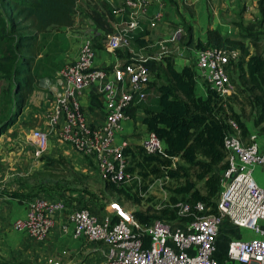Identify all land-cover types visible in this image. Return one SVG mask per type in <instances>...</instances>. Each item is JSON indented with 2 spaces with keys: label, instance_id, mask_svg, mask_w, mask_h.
<instances>
[{
  "label": "built area",
  "instance_id": "2783aa9c",
  "mask_svg": "<svg viewBox=\"0 0 264 264\" xmlns=\"http://www.w3.org/2000/svg\"><path fill=\"white\" fill-rule=\"evenodd\" d=\"M122 7L113 10L123 14L121 28H116L102 41L99 31L92 25V31L81 37L78 55L59 68L57 75L62 83L61 92L52 96L46 122L58 141L69 144L77 153L88 159L104 179L120 184L127 180V164L124 148L127 143L115 144V132L123 120L129 118L128 109L138 106L146 97V87L151 72L145 64L147 59L132 58L104 67L93 65L97 43L100 49L116 51L126 43V35L140 30L141 14L153 3L158 9L149 19V25L163 22L161 0H121ZM152 27H150L152 29ZM180 28L164 36L159 43L161 53H171L168 44L179 41ZM175 50V47L174 49ZM239 51L216 47L195 50L192 61L198 76L210 88L221 95L233 93L228 71L236 63ZM198 70V72H197ZM101 84L103 96V119L100 123L87 120L79 93L94 84ZM49 132L39 128L30 129L26 144L31 155L38 158L44 151ZM146 153L154 154L163 150L162 141L153 133L145 131L140 142ZM228 151V167L221 174V190L218 195L216 212L195 215L181 223L165 219H154L143 226L134 220L131 213L118 202L107 203L108 214L98 219L89 209L86 195L66 199L64 194L38 193L24 199L25 215L15 219L14 230L42 240L58 225L62 233L83 238L86 243H104V258L97 264H218L212 257L218 225L226 217L236 227L246 228L259 237L232 239L226 248L229 259L241 264H264V188L251 175L249 166L264 167V150L258 147L254 134L241 139L237 133L225 138ZM238 162V166L237 163ZM235 174L231 176L232 173ZM76 197L80 199H76ZM181 212L187 206L180 205ZM198 210H205L203 204ZM135 231L149 235L150 243L143 247ZM46 264H59L52 257H46Z\"/></svg>",
  "mask_w": 264,
  "mask_h": 264
},
{
  "label": "trees",
  "instance_id": "16d2710c",
  "mask_svg": "<svg viewBox=\"0 0 264 264\" xmlns=\"http://www.w3.org/2000/svg\"><path fill=\"white\" fill-rule=\"evenodd\" d=\"M79 3L80 0H0V75L11 84V105L9 112L0 119V134L15 121L37 81L32 67L40 52L37 41L42 34L49 29L71 26L80 11L100 32V40L114 31L113 12L106 0H86L84 10H79ZM240 29L241 36L249 39L248 44L225 37L212 28L207 29L205 41L196 43L198 49L239 50L238 60L228 71L234 86L229 95L217 93L206 82L205 97L196 95L198 75L195 69L191 65L176 69L174 57L169 54L162 53L146 60L152 75L147 85L154 87L158 96L157 108H144L142 123L145 131L153 132L162 141L163 150L150 154L140 144H128L123 152L127 160L124 171L129 178L118 185L103 178L115 201L139 224L146 226L154 219L181 223L195 215L216 212L221 174L228 167L225 138L232 133L246 138L248 119L264 133V46L259 43L264 30H254L252 25ZM187 31L191 33L192 27L188 26ZM134 42L148 47L143 38H135ZM96 47L101 48L102 44L97 43ZM118 55L125 59V55ZM132 58L135 57L130 60ZM239 61L242 66L234 73ZM137 107L128 109L129 117L134 116ZM246 107L249 115L245 113ZM38 160L43 162L45 171L63 164L74 177L81 175L63 157L41 154ZM155 180L161 181L165 198L145 197L149 184ZM70 192L65 188L50 189L48 195ZM38 193L42 192L33 196ZM65 198L73 199L70 194ZM145 204L148 205L140 207ZM181 204L187 206V211L181 212ZM198 204H203L205 210H198ZM135 234L143 247L149 245L148 234L139 231Z\"/></svg>",
  "mask_w": 264,
  "mask_h": 264
},
{
  "label": "crops",
  "instance_id": "0c3cea01",
  "mask_svg": "<svg viewBox=\"0 0 264 264\" xmlns=\"http://www.w3.org/2000/svg\"><path fill=\"white\" fill-rule=\"evenodd\" d=\"M169 1L170 0H161L162 4L165 6H167ZM170 2L174 4L175 1ZM108 3L112 5L111 1ZM188 4H191V0H188ZM151 6L152 5H149L146 9V13H144L146 18L149 17L147 21H149L153 14L151 11L154 7ZM145 16L140 24V29L141 25H148V22L145 21ZM183 16H185V18L187 17L186 20L192 25L195 36H198L201 41H205L208 27L217 28L216 22L212 21L209 26L206 17L204 18L202 15L194 17L193 20L189 18L187 13L183 12ZM116 17L117 22L115 26L117 25V28L123 27L124 25L122 22L125 16L123 14H117ZM57 30L59 31L57 32L58 34H63L66 38L69 49L67 48L65 53H62L61 51V54H54L55 59L58 60L57 63H52L54 64V67L50 66L48 60L45 69L39 74L40 76L33 85V89L27 94L24 106L16 116L15 121L0 134V165H4L0 172V183L14 177V174L22 175L24 172H32L33 170H36L38 164L41 163L38 158L31 155L30 149L26 144V136L30 130L28 129L30 124H33L32 129L39 128L48 131L49 138H52L53 140L54 138L55 140L57 139L54 133H52L50 125L46 122V116L50 110L52 96L61 92L62 89V83L59 81L57 69L63 66L66 62L72 61L77 57L81 37L92 31V25L89 23L87 16L80 11L75 15L74 22L71 26L59 27ZM220 32L223 34L222 31ZM234 32L235 31H233V33ZM57 33L53 34V36H58ZM59 41L61 40L58 39L57 42H53L50 39L51 45L52 43L54 44V47L51 46L50 49L55 50L57 48L56 51H58V45L61 43ZM97 51L98 53H95V58L93 60V65L96 67H104L116 62H125V59L117 56L114 51L103 50L100 48ZM49 55L50 54H48V56ZM39 56H42L41 53H39L38 57ZM57 66L59 67L55 70ZM34 70L35 67H32L33 72ZM202 85L204 86V84ZM202 85L195 83V93L196 95L205 97L206 89L205 86L203 87ZM100 91L101 84L98 83L83 89L78 95L87 120L91 123H100L103 119V96ZM157 96L156 89L147 85L146 97L134 111V116L129 117L120 123L116 130L117 143L114 140L115 144H140L143 137L142 134L134 133L136 138H132L130 141L125 136H122L120 132L125 129L128 131H134L136 125L140 123L143 125V131H145V126L142 123L144 108H157L154 104L155 100L157 102ZM247 126L249 134L255 135L258 147L261 150H264V133L253 125L252 120L247 122ZM55 142L50 141L49 145L46 144L42 154L53 158L63 157L76 173L88 176L89 178L90 176L93 178L95 177V174L92 175L93 172H98L88 159L77 153L67 143L61 141ZM236 164L237 166L239 165L238 162ZM248 168L250 169L251 175L256 183L264 188V167L254 165L249 166ZM234 174L235 172L232 173L231 176ZM17 193L19 194L20 191L15 187H3V185L0 184V259L17 262L19 264H46V257H52L57 260L59 264H79L80 262L84 263L83 261L86 258H82L75 262L73 261L80 258L81 255H83V257H88L89 255L97 253L100 256V261L104 258L105 249L93 245L91 247L89 245L91 243H86L83 238L75 239L69 236L70 233H62L59 231L58 225H55L42 240H37L27 235L25 232L14 230L11 223L15 219L22 218L25 215L24 202L21 199V196ZM68 194H70V196L78 195L81 199L86 195L75 191L67 193L66 195ZM88 205L92 214L100 220L105 218L108 214L107 203L95 199L92 201L89 200ZM259 224L261 228H264V220H260ZM259 236V234L254 233L249 229L236 227L229 221V219L222 217L218 225L212 257L218 264H241L227 257L226 248L229 241L232 239H249Z\"/></svg>",
  "mask_w": 264,
  "mask_h": 264
},
{
  "label": "rangeland",
  "instance_id": "374dc122",
  "mask_svg": "<svg viewBox=\"0 0 264 264\" xmlns=\"http://www.w3.org/2000/svg\"><path fill=\"white\" fill-rule=\"evenodd\" d=\"M86 0H80L79 3V10H84ZM108 2L111 1L112 5L108 3L112 9H119L122 7L123 3L121 0H107ZM170 1L174 2L171 3ZM167 6L162 5V11L164 15V21L157 24V26L152 27L149 25V21L146 18L145 14H141L139 19L141 22L144 20L148 22V25H141L140 30L133 31L126 35V43L122 45L115 53L117 56L118 53L123 56L125 55V61H129L130 57L140 58V59H150L152 57L157 58L158 55L162 54L159 49V43L163 41L162 39L164 36L171 35L177 28H180V37L179 41L175 44L169 43L168 47L171 51L169 55L175 57L174 63L175 68L180 70L184 65H192V61L195 58V50L198 49L196 46L197 41L199 40L198 36H195L192 28V32L189 33L187 31V27L192 25L189 21L186 20L185 16H183V12L187 13L190 19H194V17L203 16L206 17L207 23L210 26L212 21L216 22V27L212 29H217L218 31L223 32V36L230 37L232 39L242 40L244 43L248 44L249 39L243 38L241 35V27H245L247 25L254 26V30L260 31L264 30V0H191V4H188V0H170ZM262 1V3H261ZM154 8L152 9L151 13L158 9L157 4L153 3L150 4ZM151 6V7H152ZM117 14L113 13V27L114 30L117 28L115 26L117 20ZM176 19H175V18ZM152 27V29L150 28ZM209 28V27H208ZM233 31H235L233 33ZM59 32L57 29H49L46 33L42 34L38 38V50L40 51L42 56H39L37 60L34 62L36 73V78H38L40 73L45 69L46 64L48 63L50 66L54 67V64L57 63V59H55V55L65 53L66 49H69L67 46L66 38L63 34H58ZM57 33L58 36L54 37L53 34ZM52 35V36H50ZM61 40L59 42V49L58 51L50 49L51 46L54 47V44L50 42V39L53 42H57L58 39ZM135 38H143L148 42V47H141L134 42ZM57 40V41H56ZM103 41V39H101ZM100 41V45L102 44ZM259 43L264 46V36H261L259 39ZM57 47V45H56ZM175 47V50H173ZM250 50H253L251 47ZM239 51V50H238ZM194 52V53H193ZM98 53V51H96ZM48 54H50L48 56ZM53 55V56H52ZM184 56V57H183ZM54 63V64H52ZM239 66L234 71V73L238 72L240 66H242V62L239 61ZM61 66V65H59ZM57 66L55 70L59 67ZM62 67V66H61ZM59 67V68H61ZM57 69V72L59 70ZM198 72V70H197ZM198 75V74H197ZM152 76V75H151ZM152 77H150L151 81ZM154 81V78H153ZM157 82V80H155ZM203 80L197 76L196 84L202 85ZM203 86V85H202ZM204 87V86H203ZM11 84L8 79L2 78L0 75V119L4 117L10 109L11 99ZM199 96V95H198ZM155 106H157L156 100L154 101ZM235 108L238 109V105L235 104ZM246 115H249V108H245ZM124 121V120H123ZM122 121V122H123ZM250 120L248 119L247 122ZM121 122V123H122ZM33 124H30L28 129H32ZM122 136H125L130 141L132 138H136L134 133L144 134L143 125L137 124L134 128V131H128L125 129L124 131L120 132ZM116 132H115V142H116ZM50 141H57L52 138L47 139V144H50ZM56 143V142H55ZM117 143V142H116ZM69 145V144H68ZM43 162L38 164V168L33 170L32 172L23 173L22 175L14 174L12 178L8 180L2 181L3 187H11L16 188L21 193V199L33 196L38 191L48 195L50 189H66L71 192L76 191L80 194H87L86 200H99L100 202L109 203L115 202L114 195L111 194L110 190L106 188L105 180L103 179L102 175L98 173H94L95 177L90 178L88 176L80 175L78 177H74L71 171L64 166L63 164L59 165V167L55 170L45 171L43 168ZM3 164L0 165V172L2 171ZM29 171V170H27ZM64 187V188H63ZM165 191L161 185L160 180H155L149 184V189L145 197H153V200H159L165 198L166 196ZM88 200V201H89ZM24 202V199H23ZM146 205H141V208L146 207ZM130 208V206H127ZM72 237L71 235H69ZM71 239V238H70ZM91 247L96 246L105 249L106 246L104 243L97 242L89 244ZM86 258L82 263L79 264H96L100 260V256L97 253L89 255L88 257H83L81 255L75 261H79L80 259ZM0 264H19L17 262H12L9 260L0 259Z\"/></svg>",
  "mask_w": 264,
  "mask_h": 264
}]
</instances>
